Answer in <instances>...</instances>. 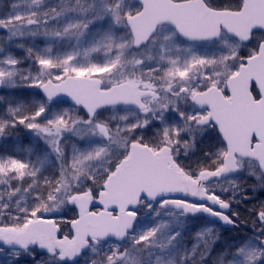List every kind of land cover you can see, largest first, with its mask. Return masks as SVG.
Masks as SVG:
<instances>
[{
  "label": "snow or ice",
  "instance_id": "snow-or-ice-1",
  "mask_svg": "<svg viewBox=\"0 0 264 264\" xmlns=\"http://www.w3.org/2000/svg\"><path fill=\"white\" fill-rule=\"evenodd\" d=\"M21 86L0 137L43 148L0 154L7 264H264V200L239 210L264 191V0H0Z\"/></svg>",
  "mask_w": 264,
  "mask_h": 264
},
{
  "label": "rangeland",
  "instance_id": "rangeland-1",
  "mask_svg": "<svg viewBox=\"0 0 264 264\" xmlns=\"http://www.w3.org/2000/svg\"><path fill=\"white\" fill-rule=\"evenodd\" d=\"M5 3H7V0H5ZM6 10V9H5ZM36 44L43 46V41L40 39L36 40ZM13 51L18 54L22 55L20 50L13 49ZM27 66V65H25ZM36 89L27 88L24 86H21L16 89H6L2 88L0 92V96L6 97L8 100H11L13 103L17 101H30L34 99V93L36 92ZM17 92V94H15ZM24 96V97H22ZM67 106V105H65ZM4 104H0V113H3L4 111ZM29 146L32 147L33 152L29 154L25 151L26 148ZM43 148L42 143L37 142L35 138L32 136L31 133L28 132L27 129H25L23 126H19L14 130H10V133L0 137V154H12L24 159H32L35 160L38 155H41V149ZM248 187L245 188V194L250 198L246 203H242L239 206L240 210V220L243 221L247 219V209L250 208L252 205L257 204L259 201L264 200V191L257 189L256 191L252 190L253 181L251 179L248 180ZM62 216L64 218H71L73 216V212L71 210H65L62 213ZM59 218V217H58ZM205 220H196L190 222V228L192 229V232H195L202 224H204ZM216 226L221 230L222 236L225 240L232 241L234 239H239L245 235L251 234V220L249 219L247 224L244 223H238L235 226H223L222 224H219L217 222ZM67 229H65L66 231ZM192 240L191 237L188 238V244L191 246ZM8 257L4 254H0V264H7ZM28 259L25 258V260L22 261V264H28ZM211 264V262H210Z\"/></svg>",
  "mask_w": 264,
  "mask_h": 264
},
{
  "label": "water",
  "instance_id": "water-1",
  "mask_svg": "<svg viewBox=\"0 0 264 264\" xmlns=\"http://www.w3.org/2000/svg\"><path fill=\"white\" fill-rule=\"evenodd\" d=\"M1 90H2V88H0V92H1ZM208 219H211V218H208ZM219 224H222V223H220V222H218ZM223 225V224H222ZM228 226H231V225H228Z\"/></svg>",
  "mask_w": 264,
  "mask_h": 264
},
{
  "label": "flooded vegetation",
  "instance_id": "flooded-vegetation-1",
  "mask_svg": "<svg viewBox=\"0 0 264 264\" xmlns=\"http://www.w3.org/2000/svg\"><path fill=\"white\" fill-rule=\"evenodd\" d=\"M223 226H227V225H223ZM232 226V225H231Z\"/></svg>",
  "mask_w": 264,
  "mask_h": 264
},
{
  "label": "trees",
  "instance_id": "trees-1",
  "mask_svg": "<svg viewBox=\"0 0 264 264\" xmlns=\"http://www.w3.org/2000/svg\"><path fill=\"white\" fill-rule=\"evenodd\" d=\"M15 94H17V92ZM22 97H24V96H22Z\"/></svg>",
  "mask_w": 264,
  "mask_h": 264
}]
</instances>
